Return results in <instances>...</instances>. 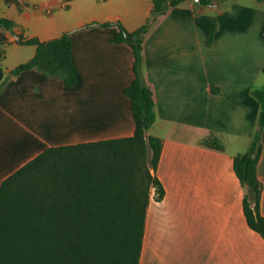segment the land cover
Segmentation results:
<instances>
[{
    "label": "crops",
    "instance_id": "crops-1",
    "mask_svg": "<svg viewBox=\"0 0 264 264\" xmlns=\"http://www.w3.org/2000/svg\"><path fill=\"white\" fill-rule=\"evenodd\" d=\"M0 0V186L52 147L122 139L134 134L123 89L134 78L127 44L111 41L119 22L142 26L151 0ZM216 24L212 44L206 45ZM71 34L76 83L31 69L11 71L36 47ZM264 0H185L160 16L145 35L141 75L150 87L156 120L148 131L161 139L154 176L164 195L150 190L139 264H264V239L246 223L243 189L233 157L243 153L257 127L264 85ZM218 88L213 93L211 87ZM209 132L218 151L200 145ZM257 177L264 216V130Z\"/></svg>",
    "mask_w": 264,
    "mask_h": 264
},
{
    "label": "trees",
    "instance_id": "trees-1",
    "mask_svg": "<svg viewBox=\"0 0 264 264\" xmlns=\"http://www.w3.org/2000/svg\"><path fill=\"white\" fill-rule=\"evenodd\" d=\"M3 1L24 5L18 0ZM151 1L149 17L134 31H127L119 22L100 24L114 25L117 32L111 41L127 44L132 51L134 78L123 93L130 101L134 134L48 148L7 177L0 186V264H139L150 190L155 188L156 200L164 195L153 174L162 141L147 134L156 113L152 91L141 75L143 41L160 16L185 0ZM197 1L211 4V0ZM0 26L13 32L15 24L0 17ZM215 30L213 24L206 45L212 44ZM18 43L35 46L36 53L16 66L12 75L36 69L60 78L66 87L75 85L70 33L45 42L29 38ZM211 90L218 92L214 86ZM251 95L260 107L257 127L247 149L233 157V171L243 189L246 223L264 239L262 184L257 177L264 130V85L253 88ZM200 145L223 150L213 132Z\"/></svg>",
    "mask_w": 264,
    "mask_h": 264
},
{
    "label": "built area",
    "instance_id": "built-area-1",
    "mask_svg": "<svg viewBox=\"0 0 264 264\" xmlns=\"http://www.w3.org/2000/svg\"><path fill=\"white\" fill-rule=\"evenodd\" d=\"M151 189L155 191V188H154V187H152ZM155 192H156V191H155Z\"/></svg>",
    "mask_w": 264,
    "mask_h": 264
}]
</instances>
